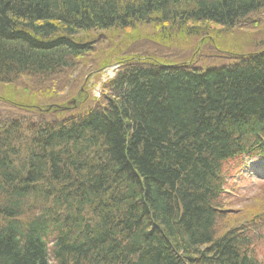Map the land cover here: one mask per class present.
Returning <instances> with one entry per match:
<instances>
[{"label": "trees", "instance_id": "obj_1", "mask_svg": "<svg viewBox=\"0 0 264 264\" xmlns=\"http://www.w3.org/2000/svg\"><path fill=\"white\" fill-rule=\"evenodd\" d=\"M262 12L264 0H0V84L74 71L98 33L152 28L160 45L106 53L100 69L120 70L77 112H0V264H264V183L248 197L229 185L264 156V48L211 41ZM182 37L193 54L170 58ZM205 45L228 60L201 64Z\"/></svg>", "mask_w": 264, "mask_h": 264}, {"label": "rangeland", "instance_id": "obj_2", "mask_svg": "<svg viewBox=\"0 0 264 264\" xmlns=\"http://www.w3.org/2000/svg\"><path fill=\"white\" fill-rule=\"evenodd\" d=\"M151 32H153L152 28L136 27L132 30L116 31L109 34L98 33L89 40V42L94 43V52L83 57L74 71H67L50 80L22 78L12 85L0 84V112L18 117L32 115L37 117L42 114L40 113L41 111L52 108L51 110L49 109L50 114L48 116L50 115L51 119H56L58 118L56 116L65 115V113L60 112L62 111L60 108H66L68 103L73 104L74 107L77 105V108L70 113L85 108L89 103L101 97L99 93L101 75L107 68L100 69V60H103L105 55L108 56L106 53L159 55L155 52L156 50L159 51L158 49L150 48L151 45L154 47H159L160 45L149 41L148 37H146L147 39L144 38L149 36ZM215 34L211 33L213 38L211 41L215 43L216 47L221 44L225 49L228 47L234 48V46L240 48V53L257 52L264 48V13L252 15L242 28L235 30L232 34L229 31L224 37H219L220 43L215 40ZM192 40L193 42L191 41L190 46L197 42L196 39ZM172 46L175 47L169 50L164 49L170 58L172 55L180 58L182 56L189 57L191 53L193 54L192 49L182 50L189 46L183 37L175 41ZM228 51L220 48L216 51L210 45H205L202 49L200 63L202 64L203 61H210L215 58L226 61L225 59L227 58L225 57L229 56ZM109 61L112 62L113 59ZM219 62L216 61L214 63L218 64ZM111 65V67H115L119 64L112 63ZM96 83L97 87H94ZM39 105L41 107H37ZM246 167H252L249 169L251 176L245 172ZM240 178L242 179L241 185L235 186ZM263 181L264 159H261L255 164L246 163L239 169V173L231 179L229 185H234L232 192L248 197L255 192L256 188H253L257 185V182Z\"/></svg>", "mask_w": 264, "mask_h": 264}, {"label": "bare ground", "instance_id": "obj_3", "mask_svg": "<svg viewBox=\"0 0 264 264\" xmlns=\"http://www.w3.org/2000/svg\"><path fill=\"white\" fill-rule=\"evenodd\" d=\"M94 87H97V83H96V85Z\"/></svg>", "mask_w": 264, "mask_h": 264}]
</instances>
